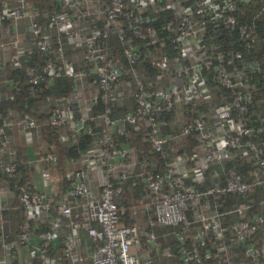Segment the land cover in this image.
<instances>
[{
    "label": "built area",
    "instance_id": "1",
    "mask_svg": "<svg viewBox=\"0 0 264 264\" xmlns=\"http://www.w3.org/2000/svg\"><path fill=\"white\" fill-rule=\"evenodd\" d=\"M55 1L59 9L42 23L31 0H0V27L7 20L16 23L28 18L33 43L23 45L19 38L0 40V48L14 47L17 59L32 48L47 54L42 66L27 65V82H52L61 70L79 82L68 97L59 98L49 109L47 119L40 120L30 112L7 119L0 109V182L3 174L16 178L14 186L19 190L18 207L22 210L16 238H9L4 229L0 234L5 259L0 264L150 263L151 252L162 250V244L157 232L145 228L144 223L124 222L126 209L119 197L129 180L141 181L150 191V202L141 210L150 215L152 225L182 224L178 264H207L210 258L215 264H264V213H250L253 205L246 202L220 210L215 199L229 192L249 195L257 186H264V142L253 138L264 133V123L255 124L250 116V104L264 87V68L258 59L247 58L260 41L255 28L264 14V3ZM239 2L256 5L245 21L237 14ZM166 10L170 16L161 22L159 14ZM53 41L62 64L49 53ZM230 42L233 46L221 47ZM237 42L240 46L235 47ZM68 45L80 50L82 64L89 66L90 72L76 67L67 55ZM147 49H151L149 53ZM145 62L158 68L155 78L149 79L140 71ZM256 74H261V83L255 81ZM99 99L106 104L99 116L106 124L105 137L98 149L89 150L94 154L90 163L96 166L98 185L86 167L67 171L68 185L60 198L48 196L29 182L20 184L17 162L5 157L10 149L7 127L17 126L30 138L47 125H70V138L77 140L82 131L94 132L96 126L89 120L95 117L89 111ZM121 103L127 108L119 118L112 117L113 105ZM182 103L191 104L188 116L180 119L175 115L171 120L172 125L180 124V129L164 132L165 114L176 112ZM140 125H149L146 140L151 149L167 157L164 171L157 170L149 156L138 157L128 142L122 145L116 140L113 131L119 126L128 132ZM186 135L200 140L199 150L174 153L171 141L179 142ZM237 156L253 161L248 173L235 164L210 175L213 183L207 185L206 171L212 163L222 164ZM45 159L55 164L58 154L47 152ZM261 202L264 204V199ZM190 209L195 210L194 219L188 215ZM233 213H238L239 219L225 223V214ZM196 221L212 227L225 253L201 251L204 233H190ZM83 229L92 239L91 261L81 251ZM143 238L148 252L145 259L138 252ZM56 240H60L58 245ZM229 240L245 246L238 263L229 252Z\"/></svg>",
    "mask_w": 264,
    "mask_h": 264
},
{
    "label": "trees",
    "instance_id": "2",
    "mask_svg": "<svg viewBox=\"0 0 264 264\" xmlns=\"http://www.w3.org/2000/svg\"><path fill=\"white\" fill-rule=\"evenodd\" d=\"M31 1L34 4V7L39 10V19L42 23H47L50 14L54 10L56 11L59 9V5L55 0ZM258 3H260V6H262L264 0H258ZM255 7L256 5L254 3L239 2L237 14L240 15L241 21L247 20V13H249L251 10H254ZM159 16L160 21L162 22L169 18L170 11H163L161 14H159ZM25 21H29V19L27 18L25 19ZM11 22V20H7L3 24L8 25ZM55 30L56 29L54 28L53 32ZM255 33H257V35L259 36L260 41L255 49L247 53V58L258 59L259 61H261L262 67L264 68V14L262 18L257 22ZM224 36L227 37L229 40L230 36L228 33L225 32ZM111 40L116 46L118 45L117 47L121 46L116 38L112 37ZM53 44L54 45L51 48V51H49V53L54 55V57L59 60V63L62 64L60 62L58 54L55 51L56 45L54 41ZM234 45L235 47L240 46V42H237ZM229 46H233V44L230 42L221 47H223L225 50ZM150 50L151 49H147L146 51L149 53ZM79 51L80 50H72L69 45L66 46L67 55L69 58L74 59L76 67H85L86 70L90 72V67L84 65V63L82 64ZM11 52L12 55L10 56V61H5L3 58L0 57V80H2L0 82V109L2 110L4 117L7 119H15L16 117L24 114L25 112H30L40 120L47 119L49 115V109L57 105L59 98L68 97L78 87L79 82L75 79V77L68 75L66 72H64V70H61V73L52 82L40 81L37 84L29 83L27 82V65L39 64L40 66H42L45 62V59H47V54L45 52H41L35 48H32L31 52H25L21 57L17 59L15 56L16 49L14 47L13 51L11 48ZM140 71L144 76H147L149 79H153L158 73V68L154 67L149 62H145L144 66L140 67ZM91 77L92 74L89 73V75L87 76V80L90 81L92 79ZM261 77V74H256L255 81L258 82L262 79ZM258 83H261V81H259ZM82 91L85 96V89H82ZM190 105L191 104L182 103L178 105V109L176 112L173 111L165 114V121L163 123L164 132H171L172 130L180 129L181 125L178 123L172 125L171 120L176 117L175 115H178L180 119H184L186 116H188V109L191 108ZM105 108L106 104L101 99H99L98 102L92 106V109L89 111V113L95 118L89 120V122L96 126L95 130L93 133L82 131L78 136L77 140H71L70 138V135L72 133L70 125H47L42 128L41 132L48 141V152L55 151L58 154V161L55 164L58 167L60 174L61 172H64V177H62L64 180V190L68 184L67 177L65 176L68 160H70L71 158H81L86 152H88L92 148L98 149L99 143L104 139L105 125L99 115L102 114ZM126 108V104H114L112 113L110 115L112 117H117ZM250 116L251 121L253 123H264V87H261L259 89L258 96L254 99L253 103L250 104ZM148 126L149 125H140L138 127H133L130 130L128 126V132L117 131V129L113 132L116 137V140H118L120 144L125 145L128 142L133 147L138 157L142 158L149 156L157 170L164 171L167 168V157L164 156L162 153L155 152L151 149L149 142L146 140V135L149 131ZM8 128L10 127H7V133L11 145L14 137H12V134L10 133L11 131ZM253 138L255 140H261L264 142V133L254 135ZM171 142L174 146V153L184 151L192 153L194 151H198L200 146V140L197 137L191 135H186L185 137L181 138L179 142L173 140ZM5 157L8 159H13L17 162L18 174L22 175V178H20L21 180H19V183L23 184L29 182L27 181L26 175L24 173L25 165L23 164L24 161L22 160V158L24 157L22 149L19 148L17 156L15 158L11 156L10 151L5 154ZM235 164L238 165L239 170L243 173H248V170L252 166H254L253 161L249 160L245 156H237L233 160L224 161V163L222 164L212 163L206 171L209 177L207 185H211L213 183V180L210 175L215 173L217 170L226 169L234 166ZM2 177H4V174ZM6 179L10 182V185L14 186L16 178L7 177ZM129 181L126 183L125 191L121 195L122 199H119L122 206H124L126 209L124 222L126 224L139 222L144 223L145 228L154 229L157 232V234L159 235V241L162 244V250H160L159 252H151L150 257L152 261L147 264H178V262L180 261L179 250L180 245L182 244V240L179 239L178 236L181 232H183L182 224L152 225L150 221H148V214H144V211L141 210L142 205L146 204L147 202H150L151 194L149 193V190L142 183L141 185H138L135 190H143V195H138L134 190L130 192L129 184L132 183V181ZM194 186L196 188H202L199 183H194ZM215 199L220 203V210L226 211L232 206L238 205L240 202H246L252 203L253 205L252 208L249 209L250 213H264V204L261 202L264 199L263 185L257 186L254 192L249 195H238L229 192L227 194L216 195ZM133 205L138 206L139 210L137 212L142 211V213H139L140 215L136 217L132 212ZM150 212L152 215V209ZM188 215L191 219H194L196 216L195 210L190 209L188 211ZM13 217L15 218V231L14 233H12V235H9V238H16L19 232V226L22 222V210L19 209L15 213V215H13ZM238 219V213L225 214V216L223 217V221L225 223H229ZM3 229V225H1L0 223V234ZM195 232H203L205 235V239L202 241L200 246L201 251H210L214 255L225 253L222 248V245L218 244L219 241L216 238L215 231L212 229L211 226L206 227V225H204L201 221H196L190 229V233ZM229 245V252L233 257L234 262L238 263L240 260V255L244 251L245 246L244 244H235L230 240ZM141 247L144 249L146 248L144 238L142 240ZM206 263L215 264L213 258L207 259Z\"/></svg>",
    "mask_w": 264,
    "mask_h": 264
},
{
    "label": "crops",
    "instance_id": "3",
    "mask_svg": "<svg viewBox=\"0 0 264 264\" xmlns=\"http://www.w3.org/2000/svg\"><path fill=\"white\" fill-rule=\"evenodd\" d=\"M12 22L8 25L2 24L0 27V40H7L8 39V33H11L13 36L11 38H19L20 42L23 45H31V30L29 27L28 21L20 20L18 22ZM11 48L13 51V47L8 48H0V57L3 58L5 61H10V56L12 55ZM124 111H122L117 118H119L120 115H122ZM100 116V115H99ZM105 128L106 124L104 123ZM10 129V133L12 134V137H14L11 145H10V154L13 158L17 156V152L20 149H22V153L24 157L22 160L24 161V173L26 175L27 181L29 183L33 184L36 188L46 193L48 196L52 198H60L62 196V193L64 191L63 189V183L64 180L59 172L58 167L56 164L51 163L47 159H45L46 154L48 152V141L46 140V137L42 134L41 130L37 131L33 134V137L28 138L25 133L22 131V129L18 128L17 126H13L8 128ZM117 131H122V126L118 127ZM94 158V154L90 151L86 152L81 158H77L73 161L68 160L67 162V169L69 170L72 164L80 165V168L86 167L89 168L90 171L94 174V180L95 184L98 185V173L96 171V166L91 165L90 161ZM152 161V160H151ZM153 163V162H152ZM47 168H50L47 169ZM79 168V167H78ZM47 170L50 172V176L46 174ZM132 183L129 184V190L135 191L138 195L144 193L143 190H135L138 185H141V181H134L131 180ZM130 182V181H129ZM138 189V188H137ZM18 193L19 190L15 187L10 185V182L5 178L2 177V180L0 182V223L3 225L4 230L7 234L12 235L14 233V221L15 218L13 215L19 210L18 207ZM150 193V191H149ZM119 199H122V197H119ZM2 206V208H1ZM135 208H138L137 205L132 206V212L134 213L135 217L140 215L137 212L135 213L133 210ZM131 209V208H130ZM150 212V211H149ZM146 214V212H143ZM142 215V214H141ZM148 216V221H150L151 217ZM142 221V219H141ZM142 222H139L141 224ZM60 242V240H56L55 244ZM81 251L84 253V251L81 249ZM138 252H140V255L143 259L147 258L148 252L146 249L140 247L138 249ZM5 261L4 259V253L0 250V262ZM78 264H85V263H78Z\"/></svg>",
    "mask_w": 264,
    "mask_h": 264
},
{
    "label": "rangeland",
    "instance_id": "4",
    "mask_svg": "<svg viewBox=\"0 0 264 264\" xmlns=\"http://www.w3.org/2000/svg\"><path fill=\"white\" fill-rule=\"evenodd\" d=\"M12 36L13 35L11 33H8V39L12 40L13 39V38H11ZM31 137H33V136H31ZM71 167L72 168H70L69 170H74V169H77L78 167L80 168V165L72 164ZM67 171H68V169L65 172V176L67 175ZM61 176L64 177V172L63 173L61 172ZM87 235L88 234H87L86 230H83V232H82V241H81V249L84 251L83 254H84L85 258L87 260L91 261L92 260V245H93V243H92V239L89 236H87ZM140 247H141V245H140ZM0 250H1V248H0ZM139 255H140V252H139Z\"/></svg>",
    "mask_w": 264,
    "mask_h": 264
}]
</instances>
